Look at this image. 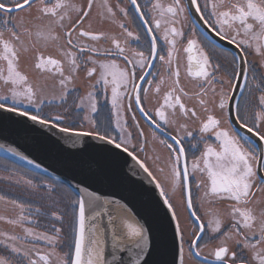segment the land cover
I'll return each instance as SVG.
<instances>
[{"label": "snow or ice", "instance_id": "6c2138e0", "mask_svg": "<svg viewBox=\"0 0 264 264\" xmlns=\"http://www.w3.org/2000/svg\"><path fill=\"white\" fill-rule=\"evenodd\" d=\"M129 5L134 13L119 0L115 7L109 0H0V109L64 133L93 137L125 153L131 146L130 154L159 190L174 222L171 264H264V0H147L143 6L129 0ZM97 8V15L118 26L119 35L92 30ZM117 12L122 19H116ZM137 19L143 35L131 30ZM210 33L235 50L210 39ZM101 40L111 46H98ZM178 40H186L187 72L198 81L193 93L181 86ZM37 45L55 46L62 59L44 55ZM30 51L36 53L34 70L59 77V95H47L25 70L21 61ZM252 53L258 62L249 60ZM155 62L166 68L170 83L162 103L149 108L150 92L159 94L166 82ZM81 68L85 95L76 83ZM100 95L106 112L99 107ZM184 97L195 102L189 106ZM54 103L64 106L61 113L43 112ZM134 105L149 124L152 141L167 150L163 167L158 156H146L159 178L136 155L146 152L147 136ZM177 110L184 122L177 120ZM129 115L143 143L131 144ZM70 118L83 120L89 130L62 127ZM188 121L198 127L191 130ZM196 152L199 156L190 163ZM24 183L40 206L0 195V201L19 210L16 218L0 215V221L21 228V233L0 231L5 253L0 264H150L152 243L143 225L129 224L131 243L121 245L113 238L111 259H103L94 221L106 209L94 193L78 189L76 198L67 200L55 183ZM225 201L227 222L220 210L205 208ZM183 212L191 224H182ZM65 217H70L66 230L56 226ZM64 247L68 251L61 254L58 249Z\"/></svg>", "mask_w": 264, "mask_h": 264}, {"label": "water", "instance_id": "95a60500", "mask_svg": "<svg viewBox=\"0 0 264 264\" xmlns=\"http://www.w3.org/2000/svg\"><path fill=\"white\" fill-rule=\"evenodd\" d=\"M210 39L235 50L214 34ZM0 153L64 181L75 192L87 189L100 198L106 210L94 221L95 240L104 249V260L111 259L113 238L121 245L131 243V224L149 230L150 264H171L174 222L131 150L125 153L93 137L64 133L0 109Z\"/></svg>", "mask_w": 264, "mask_h": 264}, {"label": "flooded vegetation", "instance_id": "af4514ba", "mask_svg": "<svg viewBox=\"0 0 264 264\" xmlns=\"http://www.w3.org/2000/svg\"><path fill=\"white\" fill-rule=\"evenodd\" d=\"M77 3L81 2V0H76ZM101 2V0H97V4H99ZM118 0H109V3L112 4L113 7H115V5L117 4ZM138 2H140L143 6L144 3L147 2V0H138ZM184 2H186V0H184ZM119 3L122 5V6H127L130 8V14L131 13H134V9L131 8V6L129 5V0H119ZM100 9H96L91 17V26H92V30L94 31H106L108 32L109 34H117L119 35L120 33V29L118 28V26L111 22L110 20L100 16V15H97L96 13L99 12ZM119 14V12H117V15ZM120 15V14H119ZM117 19V17H116ZM139 20L137 19L135 21V23L133 24L131 30H134V31H140L141 34L143 35V32L144 30L142 28H139L137 27V25H139ZM198 27V26H197ZM185 31H186V35L188 34L187 33V26L185 27ZM201 31V30H200ZM202 32V31H201ZM122 39V38H121ZM159 43H163V41H159ZM98 46H102V47H109L111 46L110 44V41H104V40H101L100 42H98ZM130 46L131 47H137V45L135 43H131L130 42ZM186 47V40H178V44H177V48H178V52L176 53V63L179 64L180 68H181V86L184 87L185 91H188L189 93H193L195 91L198 90V81L195 77L191 76L188 72H187V68H188V61H187V53L184 51V48ZM50 48L54 51V53L62 59V57L59 56V53L57 52V49L55 46H50ZM227 48V47H226ZM51 55H53L51 53ZM249 60H252V61H259V57L252 53V54H249ZM121 64H123V61H120ZM157 64V70L160 72V75L165 77V84H163L161 86V92L159 94H156L154 91L150 92L149 96H148V99H147V106L149 108H155L157 107L160 103H162V98H163V94L168 90V87H169V81H167V71H166V68L162 65L159 64V62H155ZM55 77L57 78V80L59 79V77L57 75H55ZM59 87L58 84L54 83V89ZM77 87L80 88V95H85L86 94V91L88 90L87 87H86V81H85V72L83 70V68H81V70L79 71V79H78V84H77ZM219 87V85L217 86ZM237 95H240V93L238 92ZM69 99L71 100L72 97H69ZM184 102L191 106L195 101L194 100H189L187 97H184ZM98 101H99V107L100 109L104 110V112H106L107 110L104 108L105 106V99L102 95L98 96ZM71 102V101H70ZM136 112H137V119L140 121V125L145 129V134L147 136V150L146 152H137L136 155H138L142 160H145V162L149 165L150 169H152L154 171V174H156L158 176V178L160 177V174L155 172V167L152 166L151 164V160L150 159H146V156H149V157H155L157 155H155V153L152 151V146L155 145L156 143H154L152 141V138H151V128L149 126V124L146 122V120L143 118L142 114L139 113L138 109L135 108V105H134V109ZM177 120L179 122H184V118L179 114V111L177 110ZM188 123L190 124V129L191 130H194L198 127V124L197 122L195 121H188ZM113 129H114V125H113ZM128 129H131V133H132V138H131V144L135 145V144H138V143H143V141L141 139H139L138 137V133L135 129V126L131 123V120H130V115H129V124H128ZM89 130V129H88ZM169 131H172V134L175 135V131L172 130L171 128L169 129ZM118 132V130H114L112 131V134L113 135H116ZM196 133L194 132V135ZM158 135L161 136V138H163V132H158ZM186 146L188 144V141H184ZM130 150H131V146H130ZM190 153H191V150L189 149ZM199 156V152H196L195 155H191L190 154V157H189V160L191 162V160H195V158ZM162 160H164L162 157H161ZM165 161V160H164ZM160 165L163 167L164 164L160 163ZM200 179H205L203 176L199 177ZM196 182L195 181H192V190H193V193L195 195L196 193ZM213 204L209 205V204H206L205 205V208H209V207H213V208H216L218 210H220L223 214H224V219H225V222H227V214L225 213V211H222L221 208L219 206H212ZM215 205H218V203H216ZM1 215V214H0ZM204 217H202L203 219ZM69 217L65 218V222L63 225L61 224H57V227H61L62 229L66 230L67 227H68V221H69ZM182 224H185V225H188V224H191V220L189 219L188 217V213H187V220L186 222L184 221H181ZM11 230V229H10ZM21 231V230H20ZM9 232V230H8ZM19 231L15 232V233H18ZM21 233V232H20ZM65 237H67V231H65ZM205 239H207V237H205ZM214 243V241H213ZM2 245H0V249H2ZM185 248H187V244L185 245ZM59 252H61V254H63V252H66L68 251V248L67 247H64V248H60L58 249ZM0 254L2 255L3 254V251H0ZM192 264H194V262H192Z\"/></svg>", "mask_w": 264, "mask_h": 264}, {"label": "rangeland", "instance_id": "374dc122", "mask_svg": "<svg viewBox=\"0 0 264 264\" xmlns=\"http://www.w3.org/2000/svg\"><path fill=\"white\" fill-rule=\"evenodd\" d=\"M119 19H122V17L118 14L117 20H119ZM37 48L40 51H42L44 53V55H46V56L51 55V53H52L53 55H51V56H53L54 58H59L54 53V51L50 48V46L47 48H43L41 45H37ZM35 54L36 53L33 51L28 52L27 55L22 58V61H21L22 65L25 67V70L29 73L31 78L34 81L38 82L41 85V87L44 88V91L47 95H49V96L59 95V91H60L59 87L54 89V83L58 84L57 83L58 80L55 77V74L54 73H52V74L40 73V72H38L32 68V64L34 63ZM76 83L78 84V80L76 81ZM70 101L71 100L69 99V102ZM22 107L33 110L34 112L36 111L34 108H31V106L26 105V104L22 105ZM63 107L64 106L56 104V103H54L52 105L46 104L43 107V112L46 114H49L51 116H55V115H57L63 111ZM68 122L70 124H73V127H75L76 129H81V130H88L89 129V125L86 122H84L83 120L73 121V119L70 118L66 123H68ZM190 122H192V121H190ZM66 123H63V124H66ZM63 124H62V126H63ZM66 127H68V126H66ZM128 130L131 131V129H128ZM152 151L155 153V155H157L160 158L158 162L161 164L162 163L164 164V160H166V157H167V150L162 148L159 144H155L152 146ZM161 157L164 160H162ZM191 161H193V160H191ZM151 164L153 167H155L153 160H151ZM197 175L199 177H201L199 174H197ZM6 179L12 180L13 182H18L16 176L6 177ZM20 181L23 183L22 179H20ZM212 206H219L221 208V210L225 211V213L227 214L228 209H227V202L226 201L225 202H218V205L213 204ZM18 212H19V210L17 208H15L12 204L0 201V214L1 215L8 217V218H16L18 215ZM186 220H187V212H183L181 215V221L186 222ZM28 226L36 227L35 225H28ZM8 230L10 233H13V232L15 233L17 231H19L18 233L21 232L20 227L10 225V224L6 223L5 221H0V231H8ZM37 230L38 231H46L45 228L43 229V228H39V227H37ZM3 254H5V253L3 252Z\"/></svg>", "mask_w": 264, "mask_h": 264}, {"label": "trees", "instance_id": "16d2710c", "mask_svg": "<svg viewBox=\"0 0 264 264\" xmlns=\"http://www.w3.org/2000/svg\"><path fill=\"white\" fill-rule=\"evenodd\" d=\"M25 109L35 113L33 110L27 108ZM63 126L73 127V124H70L68 122L66 124H63ZM14 176L17 177L18 182H13L12 180L6 179V177ZM20 179L23 180V183L20 181ZM27 179H31L37 184L55 183L59 186V190L64 194L65 199L70 200L76 198V192L64 181L33 169L8 155L0 153V195L7 196L9 200H17L21 203H24L26 206H40L39 204L35 203V201H37L39 197L36 196L33 190H31L24 183V181ZM40 191H43V189H41ZM37 219L41 223H49V221L44 217H37ZM51 222L55 223L54 220ZM39 228L44 229V227ZM45 230L47 229L45 228Z\"/></svg>", "mask_w": 264, "mask_h": 264}]
</instances>
